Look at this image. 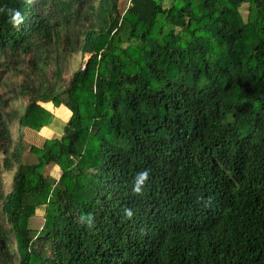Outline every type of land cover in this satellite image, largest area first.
I'll use <instances>...</instances> for the list:
<instances>
[{
  "label": "trees",
  "instance_id": "1",
  "mask_svg": "<svg viewBox=\"0 0 264 264\" xmlns=\"http://www.w3.org/2000/svg\"><path fill=\"white\" fill-rule=\"evenodd\" d=\"M0 8V264H264V0Z\"/></svg>",
  "mask_w": 264,
  "mask_h": 264
},
{
  "label": "rangeland",
  "instance_id": "2",
  "mask_svg": "<svg viewBox=\"0 0 264 264\" xmlns=\"http://www.w3.org/2000/svg\"><path fill=\"white\" fill-rule=\"evenodd\" d=\"M243 12L244 14L247 13V10H246V7H243ZM88 58V55H86L83 59L81 57H77L75 62L73 63L72 67L73 68H77L79 67L83 61L87 60ZM22 103V104H21ZM19 102V101H15L13 103L14 107H20L22 108L24 106V102ZM45 107H47L49 109V111H51L53 114H54V118H52V122L50 125L44 127V129L42 130V133L45 135V136H49V137H60L61 135V131L53 128V129H50L52 125H61L64 123V121L68 120L69 116H70V110L65 106V105H53L51 103H46L44 104ZM67 113V115H66ZM15 124L13 125V138H14V141L16 140V127H14ZM30 153L29 151L26 152V155L29 156V161L33 162V161H36V157ZM49 171L51 173L52 176H54L55 178H59L60 174H61V169L59 168V166L57 165H50L49 167ZM44 223V214H43V211L42 210H39L30 220V227L31 228H34V229H40L41 226L43 225Z\"/></svg>",
  "mask_w": 264,
  "mask_h": 264
},
{
  "label": "clouds",
  "instance_id": "3",
  "mask_svg": "<svg viewBox=\"0 0 264 264\" xmlns=\"http://www.w3.org/2000/svg\"><path fill=\"white\" fill-rule=\"evenodd\" d=\"M25 2L30 3V0H25ZM0 13H5L9 17V23H11L15 28H19V26L24 22L21 11L16 8H0ZM150 178L151 173L149 169H144L140 172H137L133 178L131 192L135 196L142 197ZM123 215L126 219L132 220L135 212L132 208H125ZM76 220L81 227L87 229H92L95 227V216L91 213H82L76 218Z\"/></svg>",
  "mask_w": 264,
  "mask_h": 264
},
{
  "label": "crops",
  "instance_id": "4",
  "mask_svg": "<svg viewBox=\"0 0 264 264\" xmlns=\"http://www.w3.org/2000/svg\"><path fill=\"white\" fill-rule=\"evenodd\" d=\"M66 115H67V113H66Z\"/></svg>",
  "mask_w": 264,
  "mask_h": 264
}]
</instances>
